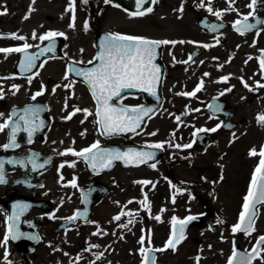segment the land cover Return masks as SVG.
<instances>
[{
    "label": "flooded vegetation",
    "instance_id": "flooded-vegetation-1",
    "mask_svg": "<svg viewBox=\"0 0 264 264\" xmlns=\"http://www.w3.org/2000/svg\"><path fill=\"white\" fill-rule=\"evenodd\" d=\"M250 3L147 0L139 11L151 7L152 12L137 16L136 0H0V48L28 44V55H36L53 45L30 71L21 68L24 53H0V124L9 123L0 131L5 181L0 183V264H54L53 259L58 264H143L141 248L152 249L148 264H199L207 229L224 227V221L230 231L216 241L220 264L230 258L241 264L252 253L264 236V203L255 204L250 234L232 232L249 189L243 198L238 194L239 168L246 166L253 176L264 146V125L258 122L264 116V87H258L264 85L259 62L264 0L252 8ZM245 16L256 28L242 35L233 24ZM49 32L62 35L39 39ZM12 34L25 39H11ZM101 34L175 42L156 48L152 63L159 79L152 92L126 89L109 101L112 107L151 109L135 132L101 134L96 101L84 78L75 75L99 66ZM37 92L42 94L33 100ZM32 107L42 110L29 116L38 126L30 137L18 117ZM77 108L81 111L68 119ZM14 125L19 128L13 138ZM93 143H99V151L152 152L154 157L138 166L113 160L93 169L69 152ZM157 143L163 147H147ZM252 150L257 155H250ZM73 216L78 218L70 221ZM189 216L196 219L184 226V238L174 250L165 248L173 217ZM13 224L20 235L5 241ZM258 251L250 264H264V245Z\"/></svg>",
    "mask_w": 264,
    "mask_h": 264
},
{
    "label": "snow or ice",
    "instance_id": "snow-or-ice-1",
    "mask_svg": "<svg viewBox=\"0 0 264 264\" xmlns=\"http://www.w3.org/2000/svg\"><path fill=\"white\" fill-rule=\"evenodd\" d=\"M84 3H87V0H83ZM153 3H156L157 0H152ZM211 0H209V3ZM69 3L72 4L73 0H69ZM105 4L110 3V0H104ZM137 3V12L135 15L143 16L146 13L152 12V8L148 7L146 11H139L140 6L147 3V0H136ZM256 3V0H252V3L248 5L249 8H252ZM203 7V4H201ZM182 10V9H181ZM69 11H73V9H69ZM209 12H212V9H208ZM4 13H0L2 15ZM217 18L221 16L220 12L214 13ZM132 15L131 13L129 14ZM27 19V16L25 17ZM249 17L245 16L243 21L237 20L233 24V28L239 32L240 34H244L254 28H256V24L247 23ZM75 17L73 16V21ZM259 23V21L257 22ZM70 27L73 24L69 25ZM212 30L215 31V25H212ZM85 29H87V24H85ZM58 35H62V33L49 32L45 35L39 37L41 41L45 40H54V38ZM11 39H19L24 40L23 36H16L12 34ZM33 38L35 37V33L33 34ZM175 43L167 40L164 41H153L143 37H134L128 35H119V34H111L105 37V40L102 44L101 51L99 55L96 57L97 60L100 61L99 66L91 69L90 71H80L75 70V75L81 76L84 78L85 83L88 85L91 91V95L97 104V109L95 115L97 120L96 124L100 126V132L103 135L111 136L112 134L122 133V132H135L136 129L140 126L143 118L148 115L151 109L144 108H128V107H112L109 105V101L113 100L116 97H120L122 91L126 89H139L140 91L152 92L155 82L158 81V69L152 63L156 55V48L161 44H169ZM182 43V42H181ZM30 45L24 44L23 47L16 48H0V53H24V60L21 62V68L25 70H31L35 64V60L39 58V56L44 55L45 52L51 51L53 45L49 44L48 48L41 49V51L36 55H28V49ZM264 55V54H262ZM260 67L261 70L264 71V58L260 59ZM207 75V73L205 74ZM29 82H31V77L28 78ZM67 79V75L65 76ZM227 80V77L224 78ZM15 87V86H14ZM201 85H198L195 91H200ZM247 87V85H245ZM258 87H264V85H258ZM41 92H37L33 95L32 99L35 100L36 96L41 95ZM187 95H195V92L188 93ZM211 107V106H210ZM42 109L38 107H32L25 109V115L19 116L18 119L24 121L25 131H28L29 136L31 137L32 133L37 130L36 125H34L29 116L35 117L39 114ZM81 111L80 109H75L72 114H70L67 118L71 119L72 115H75L76 112ZM85 112V116L89 115L87 110H83ZM258 122L264 125V116L258 117ZM9 128V123L5 121V123L0 124V131H4V129ZM19 128V125L12 126V136L15 137V134ZM200 131H205L201 129ZM211 131H216V129H211ZM11 145H4L5 148L10 147ZM149 148L160 149L163 147L162 144H151L147 145ZM177 147H180L177 145ZM184 147H191V144L185 145ZM100 145L99 143H93L90 147L83 149L80 152H75L69 149V152L73 156L83 157L85 162L89 163L93 169L98 167H108L111 165L113 160H122L125 165L133 164L138 166L139 164L146 163L148 160L154 157V153L152 152H109V151H99ZM66 153H61V155H65ZM250 155H257L255 150L250 152ZM259 156L261 157L257 168L254 171L252 176L248 194L244 197L243 210L239 215V222L233 226L232 232L243 231L245 234H250L253 230V219L255 217V204L256 203H264V146H262ZM33 164V167L36 168L37 165L35 163V159L30 161ZM11 163V161H9ZM74 166V165H69ZM3 167V162H0V169ZM39 167H44V164H40ZM63 167V165H61ZM154 167V165H153ZM4 178L0 175V183H4ZM139 183H150L147 181L139 182ZM72 187H76L75 180L72 182ZM174 202V201H173ZM144 207H150L147 204V199L142 202ZM20 207L21 210L25 206H17ZM163 211V210H162ZM22 214L17 213L14 215V219L18 218V216ZM131 215V214H129ZM78 217L73 216L70 217V221L76 220ZM120 216L114 217L115 220H120ZM155 219L157 221L160 220V216H156ZM196 219L195 217L189 216L185 220H177L175 217L172 219L173 230L170 235L168 241L166 242L165 248L175 249L176 245H178L181 240L184 238V226ZM128 223H132L129 220ZM218 223H223V221H219ZM176 225H179V229H176ZM123 227H127V225H123ZM10 236L6 234L5 241L9 238L15 239L20 234L16 232L15 225L9 229ZM96 235V233H93ZM33 239H36L33 237ZM140 243L143 244L144 240L141 238ZM264 245V236H261L257 240L256 246L253 248L251 254L244 256L242 258L241 264H250L251 259L254 256L259 255V246ZM93 247H96L95 245ZM155 251H163V249H156ZM152 249H143L141 248V253L144 255V262L148 264V260L151 259L150 253ZM237 255L235 249L233 250V257ZM99 258V257H97ZM229 264H233V259H229Z\"/></svg>",
    "mask_w": 264,
    "mask_h": 264
},
{
    "label": "rangeland",
    "instance_id": "rangeland-1",
    "mask_svg": "<svg viewBox=\"0 0 264 264\" xmlns=\"http://www.w3.org/2000/svg\"><path fill=\"white\" fill-rule=\"evenodd\" d=\"M58 11H60L58 4ZM246 166L239 168L238 177V194L243 198L245 192L249 187V178L252 176L251 170ZM243 173V174H242ZM212 221V220H211ZM224 227H216L207 229V241L205 242L206 250L202 251L205 258H203L199 264H220L222 255L216 249V241L219 236L226 235L230 231V223L224 221ZM54 264H58V259H53Z\"/></svg>",
    "mask_w": 264,
    "mask_h": 264
},
{
    "label": "water",
    "instance_id": "water-1",
    "mask_svg": "<svg viewBox=\"0 0 264 264\" xmlns=\"http://www.w3.org/2000/svg\"><path fill=\"white\" fill-rule=\"evenodd\" d=\"M188 224V223H187Z\"/></svg>",
    "mask_w": 264,
    "mask_h": 264
}]
</instances>
